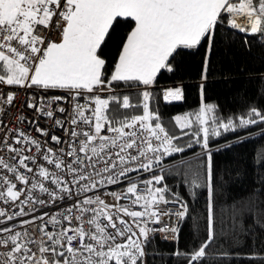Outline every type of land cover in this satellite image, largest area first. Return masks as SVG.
<instances>
[{
    "label": "snow or ice",
    "instance_id": "obj_1",
    "mask_svg": "<svg viewBox=\"0 0 264 264\" xmlns=\"http://www.w3.org/2000/svg\"><path fill=\"white\" fill-rule=\"evenodd\" d=\"M225 20L246 36L264 35V0H0V203L8 205L0 207V264H147L155 234L178 241L177 225L190 218L188 203L166 183L174 178L169 165L177 168L175 178L202 187L207 197L204 239L172 255L187 264L229 259L213 255L224 214L233 234L249 217L258 223L264 177L260 187L217 208L223 177L210 140L264 126V112L250 107L225 121L202 102L195 113L176 114L178 134H170L157 100H185L183 83L165 87L158 77L174 73L187 50L206 45L197 85L203 100ZM122 22L131 29L110 64L105 49ZM12 88L31 90L25 107L32 116L19 117L27 131L7 123L16 119L5 111L14 106ZM113 185L121 187L110 191ZM244 258L264 264V257Z\"/></svg>",
    "mask_w": 264,
    "mask_h": 264
},
{
    "label": "trees",
    "instance_id": "obj_2",
    "mask_svg": "<svg viewBox=\"0 0 264 264\" xmlns=\"http://www.w3.org/2000/svg\"><path fill=\"white\" fill-rule=\"evenodd\" d=\"M236 1V0H234ZM131 29V25L122 22L112 42L105 49V58L114 64L121 37ZM207 46L187 50L178 57V65L174 73L162 72L158 77L161 86L183 83L185 100L175 104H165L158 100L161 122L170 134L178 130L172 118L176 114L195 113L203 103L215 106L217 117L227 120L244 116L250 107L264 112V35H245L239 30L230 29L228 22L218 27L208 62V79L204 82L203 100L197 85L201 83ZM127 91V90H125ZM134 101L137 97H132ZM140 114L137 110H131ZM262 125L252 126L235 133H223L221 137L210 140L213 147L214 168L223 177L222 186L215 193L217 208H223L240 196H245L260 187V178L264 177V135ZM237 137H243L239 142ZM231 144V147L228 145ZM219 148L220 151H216ZM191 160V154L189 153ZM174 178H167L166 183L173 192L188 203L189 219L178 225L179 239L164 241L158 235L146 248L147 264H187L183 257H174L173 252H189L195 249L204 239L206 194L201 187L193 190L185 182L175 178L177 168L169 165ZM181 170L187 166H179ZM190 193H192L190 195ZM264 200V194L260 196ZM221 239L213 246V255L229 259L217 260L216 264H257L255 260L244 257H264V216H258V223L251 217L244 222L243 229L231 231L227 215L224 214ZM239 257V258H231Z\"/></svg>",
    "mask_w": 264,
    "mask_h": 264
},
{
    "label": "built area",
    "instance_id": "obj_3",
    "mask_svg": "<svg viewBox=\"0 0 264 264\" xmlns=\"http://www.w3.org/2000/svg\"><path fill=\"white\" fill-rule=\"evenodd\" d=\"M234 2H237V0L234 1ZM237 22L240 23V24H242V25L247 24V21H246L243 17H239V18H237ZM6 90H7V89H6ZM11 90H12V91H15V93H16V97H15V100H14V102H13L14 106L11 107V108H7V107L5 106V111L9 112V113L11 114V117H16V119L13 120V119H11V118L9 117V118L7 119V123H8V125H9V127H11V128L13 129V131H15V129H16L17 126H19L21 129L27 131V130H28V124H27V123H20V119H19V117H20V113H21V111L23 112V114L25 115V117L31 118V116H32V110H29V109H27V108L25 107V104H26L27 100L29 99L27 93L30 92L31 90H24V89H18V88H12ZM50 94H52V95H63L64 93H63L62 91H54L53 93H50ZM102 95H103V94H102ZM40 126H41V127H45V126H49V127H50V124L46 125L44 121H41V122H40ZM30 134H31L33 137H35V136L38 135V134L35 132L34 129L32 130V132H31ZM57 134H60V133H57ZM33 151H35V150L33 149ZM82 160H83L84 163H87V159H86V157H82ZM49 167H50V166H49ZM18 187H19V185H18ZM120 187H121V186H118V185L109 186V190H110V191H116V190H118ZM22 199H23V197H22ZM107 199L111 201V198H110V197L107 198ZM111 202L114 203L115 201H111ZM121 202L123 203L124 201H121ZM0 207L7 208L8 205H4V204L0 203ZM161 207H164V205H161ZM43 210L49 211V212L51 213V212L56 211V207L53 206V207L48 208V209H42V211H43ZM73 211H74V215H73V223L75 224V223H76V214H75V210H73ZM27 218H28V217H24V219H27ZM173 222H175V217H173ZM9 223H12V222H9ZM3 226H4V225H0V227H3ZM168 226L171 227V226H172V223H169ZM177 226H178V225H177ZM88 227H89V226H88L87 224H85V228L87 229ZM157 227H158V226H157ZM49 230L51 231V229H49ZM69 234H71V233H69ZM155 235H158V236H159L162 240H164V241H167V240H169V241H174V240L171 239V238L165 240V239L163 238V235L160 234V233H156Z\"/></svg>",
    "mask_w": 264,
    "mask_h": 264
},
{
    "label": "rangeland",
    "instance_id": "obj_4",
    "mask_svg": "<svg viewBox=\"0 0 264 264\" xmlns=\"http://www.w3.org/2000/svg\"><path fill=\"white\" fill-rule=\"evenodd\" d=\"M174 86V85H173Z\"/></svg>",
    "mask_w": 264,
    "mask_h": 264
}]
</instances>
